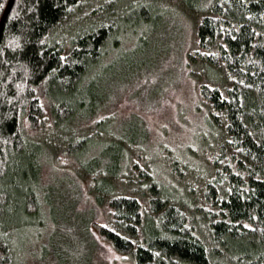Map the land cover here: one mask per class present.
Masks as SVG:
<instances>
[{
    "label": "trees",
    "instance_id": "1",
    "mask_svg": "<svg viewBox=\"0 0 264 264\" xmlns=\"http://www.w3.org/2000/svg\"><path fill=\"white\" fill-rule=\"evenodd\" d=\"M201 1L13 0L0 32V264L41 216L43 153L85 182L98 235L132 264H264V0ZM170 5L193 22L185 64L207 127L197 147L150 151L144 127L115 135L107 117L72 128L96 106L107 47L126 58L123 31L137 44Z\"/></svg>",
    "mask_w": 264,
    "mask_h": 264
},
{
    "label": "rangeland",
    "instance_id": "2",
    "mask_svg": "<svg viewBox=\"0 0 264 264\" xmlns=\"http://www.w3.org/2000/svg\"><path fill=\"white\" fill-rule=\"evenodd\" d=\"M190 2L198 7L203 3ZM166 8L160 18H151L152 27L137 44L131 30L123 31L119 49L127 53L135 46L122 55L126 58L118 59L117 48L107 47L100 68L105 74L95 85L100 94L96 106L87 115L72 117V128L88 129L107 117L104 125L115 135L140 137L144 127V146L150 151L158 146L175 152L197 147L207 127L185 64L193 22L180 7ZM125 124L130 125L124 129ZM38 164L35 195L41 216L27 220L14 235L12 264H132L98 235L93 223L104 222L103 213L74 169L51 162L44 153Z\"/></svg>",
    "mask_w": 264,
    "mask_h": 264
},
{
    "label": "water",
    "instance_id": "3",
    "mask_svg": "<svg viewBox=\"0 0 264 264\" xmlns=\"http://www.w3.org/2000/svg\"><path fill=\"white\" fill-rule=\"evenodd\" d=\"M12 2H13V0H9L8 1L6 7H5V9H4V11H3L2 15H1V18H0V32H1V29H2V26H3L4 19H5L8 11H9L11 5H12Z\"/></svg>",
    "mask_w": 264,
    "mask_h": 264
}]
</instances>
